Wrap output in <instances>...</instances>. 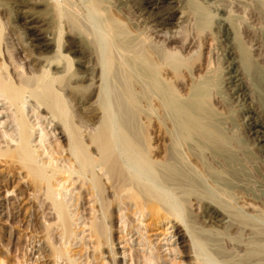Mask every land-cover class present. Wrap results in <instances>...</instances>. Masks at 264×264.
I'll list each match as a JSON object with an SVG mask.
<instances>
[{
    "label": "rangeland",
    "instance_id": "1",
    "mask_svg": "<svg viewBox=\"0 0 264 264\" xmlns=\"http://www.w3.org/2000/svg\"><path fill=\"white\" fill-rule=\"evenodd\" d=\"M52 1L53 0H48V1L47 0H0V26L2 33L5 34L6 36L8 35V37L10 38V42H11L10 50L12 52L14 51L13 53L16 54L15 55L16 57L17 56L19 57L18 58L19 60H22L21 63L23 65L22 64L21 65L24 67L25 72L27 69L26 67L27 64L25 60L21 57L29 56L28 58L31 59L32 62L34 61L35 63L33 67L35 68V70L39 71L40 69H43V67L46 64V61H53V63L55 64L54 61L56 60L57 55L58 56L60 55L58 52L60 50L59 48H61L60 53L63 51L61 53V56H64L65 54L64 61L67 62L68 60V62L72 64L71 65L72 68L70 67L68 68V70L70 69V71L66 70L68 71L67 73L65 71V66L67 65L65 64L64 61H62L64 64L60 62V67L58 69L61 70L63 68L65 72L64 74H61L63 75V77L60 80L61 83L68 84L69 86H73L75 85V83L80 84L81 82V84L85 86L88 84V82L84 79H83L84 81L83 80L79 81V79L81 77L84 78L85 74L87 75L88 69L91 70L93 66L95 65L97 66L98 63L97 61L99 60L98 58H100L98 57V55L99 56L101 55L100 54L101 51L99 49L100 46L103 45L102 44L103 42L104 45H106L105 48L107 49V51L110 48L113 49V47H114L113 50L115 51L116 45L119 46L117 43L122 44L126 39L132 41L134 38H136L139 35V33H141L142 36L152 35L151 30L148 29L147 32L146 28L148 26H153V27L155 26L153 25L154 23H152L153 21L152 19L155 17L156 12L159 13L158 9L161 13H167V11L169 12L171 10L170 12H172L174 16V20H173L174 23L177 21L176 20L177 17L180 16V12H183V14L185 13L186 15L184 14V19H183L184 23L182 22L179 27V29L180 28L184 29V30H180L181 32H177L179 31V29L177 30V26L175 24H168L163 27L161 26L162 28L158 26H157L158 28L156 27L157 30L158 29L161 30L162 33L167 32L168 34H170L172 31L170 35H173L174 32L173 30L174 28H176L175 37L179 39L175 38L174 43L169 46L172 47L176 46L175 51H177V55H179V57L181 55L182 56L181 58L183 59L181 61V66L180 68H178L179 70L177 73L178 74L177 77L180 76L178 78L179 80L174 75V73H172L173 71H170V73L167 76L168 81H165L167 82V84L165 83L166 85L164 86V89L165 91L168 90V92L170 93L172 92L174 94L176 93L175 95L176 96L178 95L177 98H179L180 103L189 102V100L193 97L192 95L193 94L195 95L200 90L201 93H204V95L206 96L204 97V101L198 104V110L201 111L207 109V114L209 116V125L211 126V128H213L214 130L218 129L216 131H218L219 133L222 132L224 133L222 137L225 141V144L223 145L222 149L221 147H219L220 150H217L216 144H212L213 146L216 145L215 146L216 149H215V147H213L210 144L207 145L203 139H201L199 136L195 134L190 136L189 139L191 141L190 140L188 141L191 143L190 145H188L189 144L188 141L186 143V141L184 142L183 140L181 141V139L178 138L179 136L176 137L177 135H179V133L175 124L173 112L168 111L167 107L166 109L165 108L163 109L162 108L163 106L162 105L159 106L160 104L156 100L151 99L150 100L151 102L143 100L139 104L138 103L135 104V107L133 108H131L132 106H130V104L128 103L129 105L126 104L124 107H122L123 110L120 108L121 111L116 108L118 113L115 110V119L116 118L121 119V117L127 118V115H125L126 114L125 111H128V114H130L131 109L135 110L134 114L136 112V115L133 116L132 118L129 117L126 119L127 121L131 119L129 120V122L131 121L130 127L132 132H134L136 135H139L140 137H145V136L147 138L156 137L155 142L150 141L149 143L150 146L156 147L158 149L156 150L155 153L156 155H154V158H157L156 161L157 162L159 161V163L165 162V160L167 159H171V161L173 162L176 161L177 163L174 162L175 165L177 164L176 168H179L184 173H186V175L190 178V180L193 183V190H194L191 192L190 191L188 192L187 189L185 190L183 189V191L178 189L175 190L174 189L175 186L173 187V185H169L170 187L172 186L171 189L173 190L171 191V195L169 198L171 200L175 198L173 201L171 200L169 201L172 202L174 205L176 204L177 206L179 205L178 208H176L177 212H180L177 213V217L178 218L181 217V220L179 219L181 222H179L178 220L176 221L177 223L179 222L178 224L180 225L178 226L177 230L179 233L181 232L180 234L182 235L179 243L178 242L174 243L176 237L169 238V235L168 236L165 235L164 231L167 229L166 225L160 223L155 226L153 224H150V220L147 219L143 221L142 224H140V227L142 228L141 231H143L141 232L143 233V238H146L150 244H146V246L141 245V243H139V245L137 244L140 240L137 239L139 237L138 236L139 233L137 231L139 229L137 228L140 227H139V223H135L133 221L135 224L132 222L133 223L132 226H136V228L134 227L136 231L134 230L135 232H133L132 238H130L131 235H128L127 237L124 238V241L126 239H129V245H127L124 241L123 242L121 241L122 234L120 233L121 228H119V225L122 222V218L121 219L118 218L119 217L118 215H120V213L123 212L124 210L121 212L119 211L118 214V209L116 208L114 210V213L116 212L114 214L115 217L114 219H112L111 231L110 233L108 232V237L113 241L114 244L113 252L120 253L118 254L120 258L124 257L123 255H121L122 252L125 253L124 261L123 262L120 261V264H133L134 261H135L134 264H136L137 262H138L137 264H145L144 262L148 257H151V259H153L152 258L153 255L155 261L157 262L155 263V261H153L154 262L153 264H204V263L205 264H264V256L261 255L260 253L258 254L259 251L257 252L256 248L254 251V247H257L255 245V240L264 241V150H263L264 142L261 141L262 139L261 137H263L264 139V135H261L264 132V0H225V1L224 0H191V1L177 0L174 3H171L168 0H163L160 4H158L159 8L156 9L157 11L155 9H150V8L146 9V7L142 5L141 0H126V1L124 0H86L85 1L84 0V2H82L83 0H79V1L72 0L73 2L71 3H70L71 0H69L68 14L71 16L73 20H75V17L76 18L79 17L78 19L75 20L76 25L74 24L72 25V23L66 17L60 16L56 12L54 13L53 12L54 10L51 8H53L52 6L54 5L52 4L55 2ZM60 1H64V0H60ZM90 1H92V4L89 5ZM215 5L221 6L222 8V11L219 12L218 14H215V12L213 11V7ZM121 6L122 8H120ZM74 7L76 11L73 10ZM162 9L163 11H161ZM27 16L35 19L36 22L34 21L35 23H33L32 27H37V29L40 30L41 40L50 42V45L43 48H37L35 44H37L38 41L29 39L30 32L27 30L25 31L24 28V20L25 17ZM89 16H92V20H94L95 22L90 20ZM221 16L227 19L228 25L231 28L230 37L231 39H234L232 40V45H230L233 51V55L230 57L229 55H227V53H225L227 48L224 47L225 41H223L224 38L223 35H221L222 31L219 30L220 28L217 21V19L220 18ZM145 18L147 19V21ZM66 19L68 20V22L66 21ZM81 19H83V21ZM141 19L142 21H140ZM89 21L92 23V25ZM93 23L96 25H94ZM82 25L86 27L84 28L82 27ZM101 26L108 27V29H110L113 32V34H115V38H114L115 41L112 40L113 47L110 42L105 43V40L103 39V36L105 37V35L101 37V35L104 34L102 32L103 28H101ZM74 29L77 31H75ZM168 29L170 32L168 31ZM184 32L187 33V35H185ZM96 33L100 35V38L102 40L99 39V36ZM85 34L87 37L85 36ZM10 35L12 36V38ZM152 39H154V37ZM156 39L159 41L161 40L159 38H155L154 41H156ZM89 40L90 41L92 40V42L89 43L90 42ZM54 43L56 44V47ZM22 44L26 45L27 47L26 46L24 47V45ZM98 44H100L99 48L97 47ZM192 44H194L195 46ZM12 45H14L15 48ZM177 45L179 46L183 45L182 47L185 48L187 47V45H189V49L185 50V48L182 47L179 48ZM158 46L160 48L161 44L160 43L157 44V47ZM196 46L198 48L200 46L201 47L198 49ZM21 48L23 49V52H21ZM16 49L18 50V52ZM191 50H193V52H191ZM241 51H245V54L243 52L242 54ZM146 52L148 53H144V54L148 55L150 52L149 56H152V50L150 51L146 50ZM244 55H246V57L249 58V63L247 65L248 66L247 68L251 69V71H248V69L246 71L244 70L245 67L241 62V58L244 57ZM145 58H147V56ZM151 58H153V56ZM147 60L153 61V59H150L149 57L147 58ZM231 60L236 62V65L238 66V70L240 69L239 72L241 71L240 72L242 78V84L240 86L241 90L238 91L237 93L231 90H233L234 85H236V83L238 84L239 82L236 83L230 82L231 79L230 80L228 79L229 77L228 72L230 67L228 64L230 63ZM115 67L116 68L112 69V71L110 72V75H108L110 76L108 77V80L112 79V81L107 82L106 85L109 84V86L108 89L105 88L106 91L108 90L107 93L109 92L108 97L110 98L109 100L112 102V104L113 103L115 104V102L117 101L111 100V96L115 97L116 95V100L119 99V101H121V99L117 97L121 96L123 98L121 102H125V101L127 102V96L128 94L130 95V93L128 92L133 91L136 94H139L141 92L139 88L132 87V85H130L129 83L130 74L127 71L126 72L122 71L121 68L119 70V67H117V65ZM50 68L51 71H57L55 67H50ZM69 73L70 75L72 74L77 75V79L78 78L79 79L78 80L75 79V83H73L74 80L68 81L70 77ZM157 76L161 77V74ZM174 78L176 79V82H178V84L177 83L174 84L175 83ZM123 80H125L126 82H124ZM118 83L120 84V86ZM125 84L129 85V88ZM96 85H99V83ZM167 85H169L170 87ZM199 87L201 89H198ZM169 88L170 89L175 88L174 90L175 92L173 90H171L172 92L169 91ZM124 89L127 91L125 92ZM153 90H154L153 88L149 90L146 89L145 94L147 95L148 91L150 92ZM117 93H119L118 96ZM71 95L73 94H70V96ZM242 97L244 98L242 99ZM93 101L94 100L92 99L90 103ZM81 103H80V107L84 111L89 112L92 108V110L93 109L96 110V112L95 110L93 111L94 114L96 113L95 114L96 117L101 116L100 115L101 110L100 109H99L100 111L98 110L99 107L96 108L97 104H94L91 107L90 103H86L85 101ZM248 108L250 109L252 108V110L254 111V114L252 113L253 114L252 118H248V116H250V114L246 112ZM1 110L2 109L0 108V111ZM164 110L166 113V114L164 113L165 115H163L162 112ZM26 111L27 109L25 108V112ZM161 114L163 115V118L161 117L162 116ZM30 115L31 112L28 114V116ZM117 115L118 117H116ZM167 116L169 118H167ZM157 118L158 119L160 118L159 120L161 121L163 127L161 126V123L159 120H157ZM8 119L9 118L2 117L0 115L1 123H3L4 120L7 121ZM253 121H258L263 125L262 127L263 130L260 129V133L255 134L254 130L251 128L250 124ZM212 123L215 125H213ZM172 124H174L175 126L174 125L171 126ZM169 127L171 128V130L173 129L175 130L177 129V130L176 131L168 130L170 129ZM0 128L3 131H8L7 128H4L1 125ZM45 130L48 131L49 128ZM39 134L40 132L36 133L34 137L36 143H38ZM48 137L49 138L46 137L45 139V140L49 139V141L48 140L46 141L47 143L46 145H49L48 143H50V141L51 142L54 141L53 137L51 138L50 136ZM174 139L176 140V142H178L177 144H174L175 141L172 142ZM194 142L195 144L191 145ZM53 143L55 144V142H52L51 145H53ZM62 143H60L61 147L65 145V142ZM168 145L169 148L171 149V152L168 148ZM56 146H58V144H56ZM176 146L178 149H176ZM172 147L175 150H173ZM199 147H201V150L199 149ZM181 148L182 151H180ZM190 148L192 152H190ZM197 150H199L200 153ZM184 152L185 155L183 154ZM182 154L184 155V157H181ZM166 156H168L167 159ZM228 164L230 165L228 166ZM207 170L210 172H215L217 176L215 175L216 177L213 178L214 173H212L213 176L209 175L207 173ZM7 171L8 170H6L4 166L2 165L0 166V259L2 262H6L5 264H15L16 262L19 264L18 261L20 260L23 261L24 263L26 262V264H49V261H47L48 258L46 256L47 248H45V245L43 244L45 219H42L43 217L41 216V213L38 210L37 207L38 202L37 200H34L32 190L29 187V185H27L21 173H19V171L14 172V177H12L13 176L12 173ZM194 178L196 180H194ZM75 192L76 191H74V193ZM179 192L181 195L178 194ZM250 194L253 196H251ZM175 195L178 196L175 197ZM183 195L186 197L184 198ZM187 197L189 198V200H191L190 203L189 200L185 201ZM177 198L179 200L178 202H176ZM251 198H253L254 200ZM180 201H182V204ZM194 202H196V204ZM247 205L253 207L254 210H249ZM180 206H182V208L184 207L185 209L183 208L182 211ZM188 206L191 209L187 208ZM186 208L188 209V211L186 210ZM70 210L72 211L73 208H71ZM81 210L82 209H80L79 212H81ZM212 210H216V212L220 214L217 220L216 219L210 220L208 216V211H212ZM221 210L223 211V213ZM242 212L247 213V215ZM74 213L75 211H73V214ZM181 213H183V215ZM82 214H84V212L78 215L80 217L78 218L80 221L78 220L77 224L78 222H81L82 219L86 221L85 220L86 217L89 218L88 216H85V214L84 215ZM245 215L249 216L247 217V221L251 220L250 222H247L246 226L239 223L238 220L240 219H237L239 216L242 217ZM137 216L138 215H136V218ZM130 220L133 219L130 218ZM230 223L234 224L236 228L235 229L233 227L230 228L232 226V224ZM144 225H148V227L146 226L147 227L146 228ZM183 226L189 227V229L193 228L191 232H193L192 234L194 238L196 237L195 239L198 238L196 241L200 243L199 247L202 251L198 249V251L193 252L192 249L193 247L190 244V241L187 240L188 237L184 236L182 230ZM77 232L76 235H78V237L76 236L77 238L75 241H73L72 246L70 248V250L72 249V252L73 251L75 252V254H72V259H75L76 262L78 263L84 264L86 261V257L90 255L91 258L89 260L90 261L89 264H108V263L113 264V262L111 261L113 259V257L110 254L111 251L109 248L106 247L105 244L103 246L101 245L102 247H100V250L95 251L93 254L89 252V250L87 251L84 248H82L80 243L77 241V239L81 237L82 234H79V231ZM124 234L125 231L123 232V235ZM59 237L60 236H58V238ZM61 242H64V239H62V237L58 239L56 245L57 246L60 245ZM75 242L79 244L77 243L75 244ZM41 245H42V249L39 250V247H41ZM89 246L91 247L90 251H92L93 245L90 244ZM79 249H80V253H79ZM149 251L153 252V254H151L152 256H149L148 253ZM197 253L199 257L197 256L194 257V255H197ZM43 254L46 256V258H43L45 257L43 256ZM108 255L110 256L111 259H109ZM132 255L134 256V258ZM143 257L145 260H143ZM173 260H175L178 263H176L175 261L173 262ZM115 261L119 262V260L117 259Z\"/></svg>",
    "mask_w": 264,
    "mask_h": 264
},
{
    "label": "bare ground",
    "instance_id": "2",
    "mask_svg": "<svg viewBox=\"0 0 264 264\" xmlns=\"http://www.w3.org/2000/svg\"><path fill=\"white\" fill-rule=\"evenodd\" d=\"M53 1L55 2L53 4L51 3L52 5H54V6L51 5L53 7L51 9L54 10L53 12L54 13L56 12L60 16L66 17L72 23V25L73 24L76 25L75 20L78 19L79 17L78 18L75 17V20H73L71 18V16L68 14L69 0H64V1L53 0ZM124 1H126V0H124ZM162 1L163 0H141V3H142V5H144L146 7V9L150 8V9L156 10L159 8L158 4H160ZM168 1L171 3H174L177 0H168ZM71 2H73V1L71 0L70 3ZM82 2H84V0ZM90 4H92V1L89 2V5ZM120 8H122V6ZM73 10H75V7ZM167 10H169V9H167ZM161 11H163V9ZM170 11L169 12L167 11V13H161L158 9L159 13L156 12L155 17L154 18L152 17L153 18L152 23H154L153 25H155V26L154 27L153 26L147 27L146 26L147 24L145 25L147 27L146 28L147 32H148V29L151 30V33H152V35H150L151 37L149 35L148 36H144V35L142 36L141 33H139V35L138 36L136 35L137 37L134 38L132 41L126 39V40H124V42L122 44L117 43L119 46L116 45L117 48L115 47V51L113 50L114 47L112 44V40L115 41V39H114L115 34H113V32L110 29H108V27H106V26L102 27L101 26V28H103V30H104L103 31L102 29H100L104 33V34L101 33L102 34L101 37L103 35H105V37L103 36L105 43L110 42L112 44L113 49L110 48L107 51V49L105 48L106 45H104V42L102 43L103 44L102 46H100V44L97 45L98 48L100 46L99 50L101 51V53H100L101 55L100 56L98 55V57H100V58L97 57L99 59L97 61L98 63L96 62L97 66L96 65L93 66L91 68V70L88 69V73H87V75L85 74L84 78L83 77H81L80 79L78 78L79 81H82L84 79L88 82V84L85 86H83L81 84V82H80V84H76L75 79H77V75L72 74V73H71L72 75H70V73H69L70 77L68 75V77H69L68 81L74 80L73 83H75V85L72 84L73 86H69L68 84H62L61 83L60 80L63 77V75H61V74L65 73L63 68L61 70L58 69L60 67V62L64 61V59H65L64 58L65 54H64V56H61V53L63 52L62 51L60 53L61 48H59L60 50L58 52L60 55L59 56L57 55V58L55 57L56 58V60L54 61L55 64L53 63V61H46V64L43 67V69H40L39 71L35 70V68L33 67L35 65V63H34V61L32 62V60L28 58L29 56L21 57L25 60V62L27 64V66H26L27 69L25 72V69L22 66L23 64L21 63L22 60H19L18 59L19 57L18 56L16 57L15 56L16 54L13 53L14 51L12 52L10 50L11 49L10 38L8 37V35L6 36L5 34L2 33L1 26H0V108L2 109L0 111V115L2 117L9 118L7 121L4 120L5 122L3 121V123L0 122V125L3 126L4 128H7L9 131V133H8V131H3L0 128V166L1 165L4 166L5 169L8 170L7 172L12 173V175H13L12 177H14V172L19 171V173H21L22 177L25 179L27 185H29V187L31 188L32 193H33V198H34V200H37V202H38L37 207H38L39 212L41 213V216L43 217L42 219H45V223H44L45 229L43 228L44 229V234H43L44 242H43V244L45 245V248H47L46 256L48 258L47 261H49V264L50 263L51 264H63V263L64 264H81V263L76 262L75 259H72V254H75V252L74 251L72 252V249L70 250L73 241H75L76 238L78 237V235H76L77 231H79V234H82V236L78 238L79 240L77 239V241L80 243L82 248H84L87 251L89 250V252L94 254L95 251H99L100 247H102L105 244L106 247L109 248L111 251L110 254L113 257V259L111 261L113 262V264H120V261L123 262L124 257H125V253L122 252L121 255H123L124 257L120 258L118 256V254H120V253L113 252L114 251L113 250L114 244H113L112 239H110L108 237V232L110 233V231H111L112 219H114V217H115L114 214L116 212L114 213V210L116 208L118 209V214H119V211L121 212L124 210L123 212L120 213V215H118L119 217L117 216L120 219L122 218V222H121L122 225L121 224L119 225V228H121V231L118 229L120 231V233L122 234V236H121L122 242L124 241V238L127 237L128 235H131L130 238L133 237L132 236L133 232L136 231V229H134V227L136 228V226H132V224L134 222L139 223V227H140V224H142V222L147 220V219L150 220V224H153L155 226L160 224V223H163L164 225H166L167 229L165 228L166 229L164 231L165 235H167V236L169 235V238L176 237L174 243H176V242L179 243V241L182 237V235L180 234L181 232L179 233L177 230L178 226H180L178 223L181 222L180 221L181 220L180 214H179L180 218L177 217V213H180V212H177V210H176V208H178L179 205L178 206H177V204L174 205L172 202L169 201V200H171L169 198L171 195V191H173L171 189L172 186L170 187L169 185H173V187L175 186V188H174L175 190L178 189V190L183 191V189L184 190L187 189L188 192L189 191L191 192V191H194L192 181L186 175V173H184L181 169L176 168L177 164L176 165L174 164V162L177 163L176 161L173 162V161H171V159H167L168 156H166L167 160H165V162L159 163V161L158 162L156 161L157 158H154V155H156L155 153H156V150H158V149L156 147L150 146V144H149L150 141L155 142L156 137L147 138L145 136V134H144L145 137H140L139 135H136L134 132H132L131 127H130L131 121L129 122V120H131V119H129L128 121L126 119L129 117L132 118L133 116H135L136 115V112L134 114L135 110L131 109L130 114H128V111H125V109H124V111L126 112L125 115H127V118H122V117H121V119L116 118L117 121L115 119V110L117 111V109H119L121 111L122 107H124L126 104L129 103L130 106H132L131 108H133V107H135V104H137V103L139 104L143 100L150 101L151 99H153V100H156L160 104L159 106L162 105L163 109L164 108L166 109V107H167L168 111L173 112L175 124H176V127L178 129V133H179V135H177L176 137L179 136L178 138L181 139V141L183 140V142L186 141V143H187V141L190 140L189 139L190 136L195 134V135L199 136L201 139H203L207 145L208 144H210V145L216 144L217 150H220L219 147H221V149H222L223 145L225 144V141L222 137V135L224 133L223 132L219 133L218 131H216L218 129L214 130L209 125V116L207 114V109H204L201 111L198 110V104L202 103L204 101V97L206 96V95H204V93H201V91L199 90L195 95L194 94L192 95L193 96L192 98L190 97L191 99L189 100V102L180 103L179 98H177L178 95L176 96L175 95L176 93L174 94L171 91V90L174 91L175 88L174 89L169 88V91H171L172 93L168 92V90L165 91V89H164V86L167 84V82H165V81H168L167 80L168 74L170 73V71H173L172 73H174V75L177 77V75H178L177 73L179 70L178 68H180L181 61L183 60L181 58L182 57L181 55H180V57H179V55H177V51H175L176 46H174V47L169 46V45H172L174 43L175 38L179 39V38L175 37L176 36V34H175L176 28H174V30H173L174 31L173 35H170L172 33V31L170 34H168L167 32L162 33V31L159 29L157 30L158 27H161V26L163 27V26L168 25V24H175L177 26V30H178L180 27V24L182 22L184 23L183 19H184L185 13L183 14V12H180V16L177 17V19H176L177 21L174 23L173 22L174 16H173V13ZM213 11L215 12V14H218L219 12L222 11V8H221V6L215 5L213 7ZM150 14H151V12H150ZM223 16L218 18L217 21H218V25L220 28L219 30L222 31L221 35H223V38H224L223 41H225L224 47L227 48L225 53H227V55H229V57H230L233 55V51H232L230 45H232V40H234V39H231V37H230L231 28L228 25L227 19L224 18ZM89 17H90V20H92V16H89ZM67 19H66V21L68 22ZM83 19H81V20L83 21ZM148 20H149V18H148ZM34 21H35V19L32 17L30 18L29 16L25 17V20H24L25 31L27 30L30 32L29 39L38 41V43L35 44V46L37 48H43V47L50 45V42L41 40L40 30H38L37 27H32L33 23L36 22V21L35 22ZM92 21H94V20H92ZM140 21H142V19ZM146 21H147V19H146ZM185 22H186V20H185ZM84 24H85V22H84ZM72 25H71V27H72ZM83 25H82V27L85 28L86 26H83ZM91 25H92V23H91ZM94 25H96V24H94ZM98 26H100V25H98ZM98 26H96V27H98ZM73 28H72V30H73ZM180 30H184V29L180 28L179 31H177V32H181ZM75 31H77V30H75ZM168 31H169V29H168ZM81 32H83V31H81ZM18 34H19V32H18ZM86 34H85V36H86ZM182 34H183V32H182ZM30 35H31V37H30ZM185 35H187V33H185ZM98 36H99V39H101L100 35H98ZM153 37H154V39H152ZM185 37H187V36H185ZM11 38H12V36H11ZM155 38H159L161 40L159 41L156 39V41H154ZM13 39H14V37H13ZM96 39H97V37H96ZM107 39H108V41H107ZM91 42H92V40L89 43H91ZM159 43L161 44L160 48H159V46L157 47V44H159ZM183 43H184V40H183ZM185 43H187V42H185ZM24 44H22V45H24ZM188 44H190V43H188ZM192 45H194V44H192ZM12 46H14V45H12ZM25 46L26 45H24V47ZM177 46L180 48L183 45L182 46L177 45ZM32 47H33V45H32ZM55 47H56V44H55ZM14 48H15V46H14ZM57 48H58V45H57ZM182 48H185V47H182ZM190 48H191V46H190ZM186 49L187 50L189 49V45H187L185 50ZM146 50H148V51L152 50L153 58H151L152 56H149L150 52L148 55L144 54V53H148V52H146ZM41 51H43V50H41ZM56 51H58V50H56ZM17 52H18V50H17ZM21 52H23L22 48H21ZM191 52H193V50H191ZM209 52H211V51H209ZM242 52L245 54V51H241V53ZM143 54L146 55L147 58L149 57L150 59H153V61L147 60V58H145L146 56H144ZM223 57H225V56H223ZM241 62L243 63V66L245 67L244 70L246 71L248 69L247 65L249 63V58H247L246 55H244V57L241 58ZM65 64L67 65V66H65V71L68 70L69 67L72 68L71 67L72 64H70V62H68V60H67V62H65ZM116 65H117V67H119V70L121 68L122 71H125V72L127 71L130 74V78H129L130 79L129 80L130 85H132V87L139 88V90L141 92L139 94H136L133 91L128 92V93H130V95L129 94H128V96L126 95L127 96V102L126 101L121 102L123 99L121 96L117 97V98L121 99V101H119V99L116 100V95H115V97L110 95L111 100L117 101V102H115V104L114 103L112 104V102L109 100L110 98L108 97L109 92L107 93L108 90L106 91L105 88L108 89L109 84L108 85H106V84H107V82L112 81L111 78H110L111 80H108V77H110L108 75H110V72L112 71V69L116 68L115 67ZM228 65L230 66L229 72H228V75H229L228 79L229 80L231 79L230 82H235V83L239 82L238 84L236 83V85H234V87H233V90H231V91H234L235 93H237L238 91L241 90L240 89V86L242 84V78H241V74H240L241 71L239 72L240 69L238 70V66L236 65V62H234L232 60L230 61V63ZM207 66H208V64H207ZM50 67H55L57 69V71H51ZM66 67H67V69H66ZM227 68H228V66H227ZM68 71H70V69ZM68 71H66V72L68 73ZM248 71H251V69H248ZM129 74H128V76H129ZM160 74H161L162 78L160 76H157ZM164 75H166V76H164ZM179 77H177V79ZM123 81L126 82L125 80H123ZM207 81H208V79H207ZM119 82H120V80H119ZM98 83H99V85H96ZM176 83L178 84V82H176V79H175L174 84H176ZM125 85H127V84H125ZM206 85H209V84H206ZM119 86H120V84H119ZM127 86L129 88V85H127ZM167 86H169V85H167ZM151 88H153L155 91L154 90L150 91V92L148 91V94L146 95L145 90L146 89L149 90ZM125 89H126V87H125ZM195 89H197V88H195ZM198 89H201V88L199 87ZM126 91L127 90H125V92ZM149 93H151V94H149ZM70 94H73V95L70 96ZM118 95H119V93H117V96ZM112 98H115V99H112ZM243 98L244 97H242V99ZM92 99L94 101L90 103V101ZM247 100H248V97H247ZM83 101H85L86 103H90L91 107H92V105L97 104L96 108L99 107L98 110L99 109L101 110V113H100L101 116L96 117V115H95L96 113L94 114V112H93L95 109L92 110V108H91V110L89 112H86L83 109H81L80 103ZM111 106L114 108H112ZM25 108L27 109L26 112H25ZM159 109H160V107H159ZM147 110H148V108H147ZM131 111H133V112H131ZM30 112H31V115L28 116V114ZM90 112L91 113L93 112V113L91 114ZM95 112H96V110H95ZM123 112H121V113H123ZM140 112H141V110H140ZM162 112H163V115L166 114L165 110ZM246 112L248 114H250V116H248V118H252V115L254 114V111L252 110V108L251 109L248 108L246 110ZM88 113H89V115H88ZM117 113H118V111H117ZM118 115L116 117H118ZM163 115L161 116L162 118H163ZM167 118H169V117L167 116ZM31 119H33V120H31ZM159 119L157 118V120H159ZM164 122H163V124H164ZM157 123H159V122H157ZM160 123H161V121H160ZM173 125L174 124H172L171 126H173ZM213 125H215V124H213ZM161 126H162V123H161ZM250 126L254 130L255 134L260 133V129H262V127H263V125L261 123H259L258 121H253L250 124ZM47 128H49L48 131L45 130ZM166 128H168V127H166ZM168 130H171V128ZM174 130L175 129H173L171 131H174ZM49 131H50V133H49ZM38 132H40L39 140H38V143H36L34 137H35L36 133H38ZM263 133L261 135H264ZM150 134H149V136H150ZM48 136H50V138L51 137L54 138V141H52V142H55V144L53 143V145H51L52 142L50 141V143H48L49 145H46L47 144L46 141L47 140L49 141V139H47V140H45V139H46V137L49 138ZM160 136H161V134H160ZM173 136H174V134H173ZM257 136H259V135H257ZM261 138H262L261 141L264 142L263 137H261ZM174 141H175L174 144L178 143V142H176L175 139L172 142H174ZM62 142H65V145H63V147L60 146V143H62ZM190 143L191 142H189L188 145H190ZM56 144H58V146H56ZM193 144H195V142L192 143L191 145H193ZM198 144H200V143H198ZM194 146H197V145H194ZM194 146H192V147H194ZM215 146H213V147H215ZM168 148H169V145H168ZM174 148H175V146H174ZM172 149H173V147H172ZM176 149H178L177 146H176ZM186 149H187V147H186ZM195 149H197V148H195ZM199 149L201 150V147H199ZM215 149H216V147H215ZM169 150L171 152L170 148H169ZM173 150H175V149H173ZM180 151H182V148ZM197 151L199 152V150H197ZM190 152H192L191 148H190ZM183 154L185 155V152ZM183 154L181 157H184ZM152 158H154V159H152ZM192 159H194V158H192ZM224 159H226V158H224ZM173 160H176V159H173ZM182 160H183V158H182ZM162 161H164V160H162ZM178 161H179V159H178ZM183 162H186V161H183ZM180 165H181V162H180ZM223 165H225V164H223ZM229 165L230 164H228V166ZM156 172H158V173H156ZM207 173L209 175H212V176H213L212 173H214L213 178L217 176L215 172H210L207 170ZM200 179H201V177H200ZM194 180H196V179L194 178ZM170 181H171V183H170ZM74 191H76V192L74 193ZM178 194L181 195L180 192ZM172 195H174V194H172ZM87 196H88V198H87ZM177 196L178 195H175V197H177ZM251 196H253V195H251ZM185 197L186 196H184V198ZM191 197H192V195H191ZM178 198H180V197H178ZM178 198L176 199V202L179 201ZM174 199H172L171 201H173ZM251 199H253V198H251ZM188 200H189V198L187 197V199H185V201H188ZM257 200H258V198H257ZM190 201L191 200H189V203H190ZM245 201H247V200H245ZM180 202L182 204V201H180ZM194 203L196 204V202H194ZM211 204H213V203H211ZM85 205H87V206H85ZM180 207H181V210L184 208V207L182 208V206H180ZM247 207L249 208V210H254L253 207H251L250 205H247ZM71 208H73L72 211L70 210ZM187 208H189V206ZM187 208H186V210L188 211ZM194 208H195V206H194ZM80 209H82L81 212H79ZM189 209H191V208H189ZM222 209H224V208H222ZM73 211H75L74 214H73ZM82 212H84L85 216H88L89 218L86 217V219H85L86 221H84V219H82V221L78 222V224H77V221L79 220L78 218H80L78 215L81 214ZM222 213H223V211H222ZM242 213H245V212H242ZM84 214H82V215H84ZM181 214L183 215V213H181ZM245 214L247 215V213H245ZM82 215H81V218H82ZM136 215H138L137 218H136ZM219 215L220 214H218V212H216V210L208 211V216H209L210 220H213V219L217 220ZM246 215L242 216V217L239 216L237 218V219H240V220H238V222L244 226L247 225V222L251 221V220L247 221V217H249V216H246ZM130 218H132L133 220H130ZM135 218H136V220H135ZM182 219H184V218H182ZM249 219H251V218H249ZM177 220L179 221L178 223L176 222ZM150 224H149V226H150ZM230 224H232V223H230ZM234 224H232V226L230 228L233 227L235 229L236 227L234 226ZM238 225H240V224H238ZM144 226L148 227V225H144ZM137 229H139V230H137L139 233V235L137 233V235L139 236L137 239H140L137 244L139 245V243H141V245H144V246H146V244H150L146 238H143V233H141V232H143V231H141L142 228L140 227ZM192 229L191 228L189 229V227L183 226L182 230H183L184 236L188 237V239L187 238L186 239L190 241V244L193 247L192 248L193 252L198 251V249L200 251H202L199 247L200 243H198L196 241L198 238L195 239L196 237L194 238V236L192 234L193 232H191ZM238 229H240V228H238ZM124 231H125V234L123 235ZM226 233H228V232H226ZM198 235H200V234H198ZM58 236L62 237V239H64V242H61V244L57 246L56 243L58 242V239L60 238V237L58 238ZM110 236H111V234H110ZM206 236H208V235H206ZM124 242L127 245H129V239H126ZM76 243L77 242H75V244ZM79 243H77V244H79ZM86 243H87V245H86ZM90 244L93 245L92 251H90L91 250V247L89 246ZM255 245L258 247V249H257V247H254V251L256 248L257 252L259 251L258 254L260 253L261 255L264 256V241H261V240L256 241L255 240ZM41 249H42V245H41V247H39V250H41ZM43 251H44V248H43ZM189 252H190V250H189ZM79 253H80V249H79ZM148 253H149V256H152L151 254H153V252H150V251ZM43 256H45V255L43 254ZM46 256L43 258H46ZM195 256L199 257L198 253H197V255H194V257ZM90 258H91L90 255L87 256L84 264H89ZM92 258H93V256H92ZM133 258H134V256H133ZM152 258L154 259V255ZM109 259H111L110 256H109ZM116 259L119 260V262L118 261L116 262L115 261ZM130 259H132V258H130ZM153 259H151V257H148L144 263L145 264H153L154 263L153 261H155V259L154 260ZM158 259H159V257H158ZM143 260H145L144 257H143ZM212 260H213V258H212ZM174 261L175 260H173V262ZM18 262H19V264H26V262L24 263L21 260ZM5 263L6 262H2L0 259V264H5ZM82 263H83V261H82ZM134 263H135V261H134ZM155 263H157V262L155 261ZM176 263H178V262H176ZM15 264H18V263L16 262Z\"/></svg>",
    "mask_w": 264,
    "mask_h": 264
}]
</instances>
